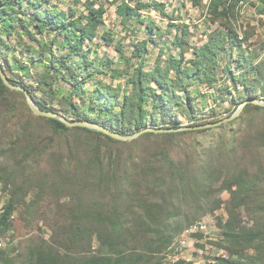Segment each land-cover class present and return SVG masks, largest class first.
I'll return each instance as SVG.
<instances>
[{"label": "trees", "instance_id": "trees-1", "mask_svg": "<svg viewBox=\"0 0 264 264\" xmlns=\"http://www.w3.org/2000/svg\"><path fill=\"white\" fill-rule=\"evenodd\" d=\"M241 1L210 0V19H222L221 25L208 35L207 41L193 47V58L188 61L184 57L185 31H182L174 43L181 49L178 58L168 54L162 61L164 50L161 48L154 67L147 70L144 43L136 46L130 58L125 60V67L128 65L131 70L120 72L91 60L89 54L82 52L85 43L91 42L104 24L107 9L103 5L95 8L93 1H86V15L83 13L75 18L73 9L67 13L50 12L42 9L39 0H0V55L4 65L15 72L1 47L10 52L7 39L16 36L38 46L36 49L24 46L25 52H31V63L28 65L23 59L21 64L15 61L16 68L28 70L29 66L40 64L43 70L35 73L36 86L33 87L25 80L21 81L17 73L7 74L2 67L9 81L28 90L41 110L72 115L74 122L88 120L100 123L123 136L142 130L149 121L158 128H178L180 115L199 120L197 91L191 93L189 88L197 85L215 87L219 75L217 68L223 61L220 55L227 51L224 43L230 49L235 48L228 54L236 55L235 69H231L228 60L221 66L222 74L236 91V99H230L231 92L228 98L238 107L248 99L264 100V56L254 62L251 55H245L241 46L248 37L240 39L233 31L232 21L239 17ZM113 2L118 3L116 14L123 22L137 17L141 9L148 7L160 9L164 15L162 5L138 1L135 6H130L124 0ZM190 3L200 5L199 0H190ZM147 30L152 33L150 26ZM45 31L54 34L47 43L38 38ZM111 42L107 41L108 44ZM54 44L57 45L55 50L52 48ZM253 52L258 56L256 50ZM46 54L48 62L44 60ZM123 72L128 76L127 85H130V89L127 86L123 91L104 84L102 79H95L108 74L115 78ZM58 82L69 86L66 93L62 94ZM87 83H93L91 90L85 89ZM39 92L41 97L37 96ZM15 94L24 97L22 93L5 87L0 80V159L10 157L16 160V164L22 167L25 186L18 185L10 193L0 213V233L12 227L11 218L20 203L18 194L22 193L24 207L21 217L29 216L37 207L35 197L26 204L24 200L29 192L34 191L31 190L35 186L33 183L60 196V192H79L71 214L72 224L69 227L53 225L60 243L28 252L22 264H153L152 257L140 253H160V263L157 264H166L161 254L172 241L165 226L160 224L162 218L165 216L167 220L176 204H180L186 195L194 197L199 188L207 189L215 183L219 184L217 192L227 191L230 195L227 218L225 221L221 219L217 227V243L228 257L216 259V264H264V107L247 104L233 120L244 126L239 134L233 131L223 134L217 149L203 148L191 160L184 162L172 157V146L176 140L182 135L200 134L209 129L145 133L135 140L123 142L95 130L69 128L55 119L35 117L23 105V112L30 116L29 122L36 120L42 123L45 130L53 135L52 139L57 135L66 139L65 160L74 164L63 168L65 160H54V174L44 177L38 164L45 151L36 142V130L26 126L25 132L19 134L21 120L13 121L16 106L9 95ZM7 123L13 129L10 134L7 132L12 129L7 128ZM197 126L201 125L193 127ZM216 128L223 130L222 126ZM144 141L154 143L155 150L139 151ZM159 144L163 146L159 148ZM132 151L140 154L139 157L127 156ZM6 169L2 166L0 180L7 181L9 176L13 178L14 175L4 173ZM7 185L5 182L6 188ZM64 212L65 209L60 210V213ZM243 214L247 222L242 220ZM129 215L133 220H127ZM94 239L98 241L99 251L96 253L99 255L81 258L67 255L88 250ZM63 241L70 244L65 251L62 250L65 247ZM181 262L178 260L171 264H183Z\"/></svg>", "mask_w": 264, "mask_h": 264}, {"label": "rangeland", "instance_id": "rangeland-1", "mask_svg": "<svg viewBox=\"0 0 264 264\" xmlns=\"http://www.w3.org/2000/svg\"><path fill=\"white\" fill-rule=\"evenodd\" d=\"M39 1L42 2V9H48L50 12L60 11L67 13L69 10L73 9L76 12L74 15L75 18H78L83 13L86 15L84 10L86 1H93L95 3V8L99 5H103L107 9L104 18V26L100 28L91 42L87 41L85 43L82 52L84 51V53L89 54L91 60H97L99 64H106L107 68L113 67L120 72L125 69L131 70L130 66L127 65L125 67V60L130 58L136 46H141L144 43H146L147 48L144 62L145 69L147 70L154 67V60L160 53L161 48L164 50L162 61L166 59L168 54H172L178 58L181 49L174 43L176 38L182 35V31H185V35H183V48L185 49L184 57L185 61H188L193 58V47H198L207 41L208 35L219 29L222 20L211 21L208 11L210 0H199V6H193L190 0H124L130 6H135L138 1L147 5H162V11L164 13V15H162L160 9L148 7L141 9L138 12V16L128 22H123L116 14V7L120 1L116 4H113V0ZM239 4L241 5V8L238 10L239 17L232 21L233 31L240 39L245 36L248 37L247 42L241 47L245 55H251L254 62H258V60L264 56V0H243ZM149 26L152 28V33H149L147 30ZM103 30H106L105 33ZM53 37V32L47 33L46 31L41 36H38L39 41L46 43L50 42ZM109 40L112 42L108 44L107 41ZM7 42H10V52H7L6 47H1V51L3 54H7L15 72L10 71L7 65H4L1 55L0 63L7 70V74L12 75L13 73H17L21 81L23 79L35 87V73L43 70L41 65L39 64L35 67L29 66L28 70H19L16 68L15 61H19L21 64L23 59L26 61V64L29 65L32 60V55L31 52H25L26 48L24 46H32L35 49L38 46L32 44L33 42L31 41H27L25 38L22 39L16 36L7 39ZM56 47V44L52 46L54 50ZM224 47L227 51L220 55L223 61L217 68L219 75L217 76L218 82L215 84V87L197 85L196 87L193 86L189 88L191 93L197 91L196 104L199 109L197 112L199 120L188 119L186 116L180 115L179 127H193L195 125L202 126L216 123L230 117L237 110L238 106H234L233 102L230 100L231 98L236 99V91L232 88L231 83L224 74H222L221 67L224 61L228 60L230 61L231 69L236 68V62H234L236 55L234 53L231 55L228 54L230 50L234 52L235 48L230 49L227 43H224ZM254 50H256L258 56H255ZM44 60L46 62L49 61L47 54L44 56ZM133 61L136 67V61ZM188 65L189 64H186V66ZM111 78H113L112 75L108 74L106 77L97 76L95 79H102L104 84H111L113 88L118 90H126L127 86L130 89V85H127L128 76L124 72L121 76L117 75L115 78ZM57 85L62 91V94L66 93L69 89V86L66 84L58 82ZM92 88L93 83H87L85 86L87 90H91ZM229 92H231L230 99L228 98ZM9 96L13 101V105L15 104L14 106H16V118L13 121L21 120L19 134H22V131L25 132L26 129H24V127L26 126H28V128L31 127L33 131L36 130V142L39 143L45 151V155L40 159V163L38 164L40 173L44 177L47 174L53 175L54 168H56L55 161L59 162L66 159V149L68 147V145H66V139L59 135H57L55 139H52L53 135L45 130V126L42 123L36 120L29 122L30 116L22 110L23 105L28 107L25 97L16 94ZM37 96L41 97V93H37ZM120 96L119 92V97ZM54 107L58 109V105L55 104ZM30 113L37 117L31 110ZM66 116L70 120L74 119L72 115ZM22 120L25 122H22ZM221 126L223 130L220 128H207L206 130L209 129L208 131L200 134L188 133L182 135L172 146V157L180 158L184 162L191 160L193 155L203 148L210 147L213 150L217 149L218 145L222 142L223 134L229 131H233L234 134H239L240 129L244 127L237 121L226 123ZM7 128L12 129L10 123H7ZM11 132H13V129L7 132V134ZM4 133L6 135V130ZM1 135H3V132H1ZM162 146L163 144H159V148ZM155 148L156 146L154 143L144 141L139 151L144 152L148 149L153 151ZM113 150H115V148H113ZM139 155L140 154L134 151L127 154V156L135 159L139 157ZM15 161V159H11L10 157L0 159V170L2 166H4L7 168L4 172L5 174L14 175L13 178L9 176L7 181L0 180V213L7 204L10 193L16 189L15 187L18 185L20 187H25L23 184L24 179L22 178V167L18 166ZM66 165L70 167L74 164L65 160L63 168H65ZM5 182H8L7 188ZM33 184L35 186L31 190L34 191L29 192L24 200L26 204L35 197L37 207L29 216L22 215L21 217L20 214L23 212L24 208L22 207V193H17L20 203L17 204L12 215V227L4 233H0V239L4 243V247L0 248V264H22L28 252L44 246H55L54 243H60V240L57 236L58 232L53 230V225L58 224L69 227L72 224L73 219L71 214L79 192H60V196L59 193L46 190L41 186L39 187L36 183ZM218 186L219 184L215 183L207 189L199 188L198 195L196 194L194 197L186 195L180 204H176L171 216L167 220L164 216L160 222L163 227L165 226L166 233H168L172 241L187 225L203 219H209L208 234L194 238L196 241L192 249L193 251L182 253L180 257L182 260L181 263L183 264H216V259L224 256L228 257V253H223V250L219 247V243H217L219 235L217 227L221 219L225 221L227 218L226 207L229 203L230 195L227 191L217 192L216 188H218ZM71 188H74V186ZM204 191L206 192L203 196ZM61 209H65V212L60 213ZM134 211L137 212L138 210ZM127 220H133V216L129 215ZM242 220L247 222V218L244 214L242 215ZM29 221H31V223ZM97 242L98 241L94 239L92 247L88 250L82 251L81 253H68L67 255L75 258L99 255V253H96L99 251ZM62 243L65 246L62 250L65 251V248L69 247L70 244L67 241H63ZM140 254L152 257L153 264L160 263L158 257L160 253ZM162 255L163 253L161 257ZM164 263H166L165 260Z\"/></svg>", "mask_w": 264, "mask_h": 264}, {"label": "water", "instance_id": "water-1", "mask_svg": "<svg viewBox=\"0 0 264 264\" xmlns=\"http://www.w3.org/2000/svg\"><path fill=\"white\" fill-rule=\"evenodd\" d=\"M0 80L2 81L3 85L7 87L8 89L12 91L20 92L24 95L26 103L34 115L39 116V117H44V118L55 119L57 121L62 122L65 126L69 128L79 127V128L95 130L97 132H100V133H103L109 136L110 138L114 140L123 141V142L135 140L145 133L164 134V133L179 132V131H184V130H201V129H207V128H216V127L221 126L222 124H226L236 119L241 114V112L243 111V108L247 104H253V105L260 106V107H264V100L248 99V100H245L230 117L223 119L221 121H218L216 123L206 124V125L197 126V127L181 126V127L174 128V129H169V128L165 129V128H158L156 126H153L151 121H149L148 125L142 130L134 133L133 135L123 136V135H120L112 131L110 127L103 126L100 123H95V122H91L88 120H81V121L74 122L60 113L41 110L36 105L32 95L30 94L28 90H26L24 87L20 85H15L9 81L7 74L4 72V69L1 63H0Z\"/></svg>", "mask_w": 264, "mask_h": 264}, {"label": "built area", "instance_id": "built-area-1", "mask_svg": "<svg viewBox=\"0 0 264 264\" xmlns=\"http://www.w3.org/2000/svg\"><path fill=\"white\" fill-rule=\"evenodd\" d=\"M209 219H203L201 221L195 222L193 225L185 228L180 234H178L171 242L169 247L163 253H188L193 251V247L196 239L195 235H207L208 234V223ZM4 247L3 241L0 239V248ZM172 262V263H173ZM171 264V263H169Z\"/></svg>", "mask_w": 264, "mask_h": 264}, {"label": "bare ground", "instance_id": "bare-ground-1", "mask_svg": "<svg viewBox=\"0 0 264 264\" xmlns=\"http://www.w3.org/2000/svg\"><path fill=\"white\" fill-rule=\"evenodd\" d=\"M163 258L166 261V264L173 262V253H163ZM182 256V253H174V262H177L178 260H181L180 257Z\"/></svg>", "mask_w": 264, "mask_h": 264}, {"label": "crops", "instance_id": "crops-1", "mask_svg": "<svg viewBox=\"0 0 264 264\" xmlns=\"http://www.w3.org/2000/svg\"><path fill=\"white\" fill-rule=\"evenodd\" d=\"M104 26V25H103ZM106 31V30H103V32Z\"/></svg>", "mask_w": 264, "mask_h": 264}]
</instances>
